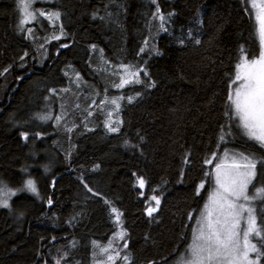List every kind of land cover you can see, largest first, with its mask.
I'll return each instance as SVG.
<instances>
[{"label":"trees","instance_id":"16d2710c","mask_svg":"<svg viewBox=\"0 0 264 264\" xmlns=\"http://www.w3.org/2000/svg\"><path fill=\"white\" fill-rule=\"evenodd\" d=\"M56 7L66 35L43 56V39L21 29L18 1L0 0V181L26 189L35 176L39 193L0 207V264H90L96 243L115 233L110 204L127 230L129 264H169L190 241L222 153L264 159L228 100L241 49L249 59L260 50L250 1L57 0ZM100 55L141 77L124 90L133 100L117 111L118 131L90 105L95 88L97 105L119 80ZM41 145L53 156L36 160ZM254 187H264L259 163ZM153 196L160 205L149 216ZM262 217L264 201L258 224Z\"/></svg>","mask_w":264,"mask_h":264},{"label":"snow or ice","instance_id":"6c2138e0","mask_svg":"<svg viewBox=\"0 0 264 264\" xmlns=\"http://www.w3.org/2000/svg\"><path fill=\"white\" fill-rule=\"evenodd\" d=\"M30 7L31 4L22 5L25 15L21 19V25L36 18V10L30 12L28 11ZM253 7H256V5L254 4ZM38 15L44 16L45 13L40 11ZM59 16V12L48 14L49 19H59ZM160 19L163 21L165 18L160 16ZM256 19L258 21L260 42L259 54L249 59L248 55L244 54V50L241 49V61L237 65L238 71L233 83L236 81L242 82L229 94L228 100L232 114L238 121L237 127L241 128L250 140L255 141L261 148H264V6L258 8ZM133 75H138V73H133ZM135 82L139 83L140 81L137 79ZM125 83H129V81L122 78L118 87H122ZM129 102H131V98H129ZM111 103L116 104L117 108L119 107L115 99ZM39 119L47 120L50 117L45 115L39 117ZM108 130L110 132L118 131V128L109 125ZM227 134L230 135L231 133ZM21 135L25 140L28 139L26 133H21ZM220 140L223 142L225 136L221 135ZM230 155L232 165L229 166L230 170L224 173L229 177L227 185L221 179L223 162L215 165L217 170L216 183L219 188H223L226 195L221 198V193L217 190L209 197L223 219L217 216L214 220L213 212L206 211L203 214L202 221L197 222L199 227L194 234L188 252L180 258L178 264H259V260L264 256V251H262L264 249V217L261 218V223L258 225L256 208L253 205L256 200L264 201V187H254L251 194L248 192V186L257 175V164L264 166V159H258L252 154H230L227 150L224 151L225 159L229 158ZM210 162V160H206V163ZM238 169H243V171H238ZM138 182L140 187L144 186L145 182L142 178ZM24 187L29 192L39 195L37 186L32 179H28ZM199 187L203 188V183ZM5 189H7V186L0 181V191ZM88 190L92 191L90 188ZM15 194V192L7 189V195ZM197 194H199V190ZM152 199L155 200L156 207L147 209L149 216L160 205V200L156 196H153ZM218 200H220L219 203H217ZM0 207L8 208V200H0ZM205 207L207 209L208 205ZM112 211L116 212V209L113 208ZM241 218L244 219L246 226L239 230ZM117 220H119V215H117ZM123 235L121 233L120 238H123ZM253 238L258 239L254 241ZM101 250L107 252L109 249L102 248ZM250 253H256L255 257L250 258ZM108 259L111 260L112 257L108 256ZM57 264H59V261H57Z\"/></svg>","mask_w":264,"mask_h":264},{"label":"rangeland","instance_id":"374dc122","mask_svg":"<svg viewBox=\"0 0 264 264\" xmlns=\"http://www.w3.org/2000/svg\"><path fill=\"white\" fill-rule=\"evenodd\" d=\"M17 1H18V5H19V9H20V15H21L20 21L22 18H24V15H25L24 11L22 10L23 4H31V7L28 9V11H30V12L33 10H36V18L31 19L29 23L21 25V29L25 33L27 38L34 39L33 38L34 35H37L38 38L43 39V42L41 44V48L44 50L41 53H43V56H46L49 48L45 47V45L48 44L52 40L63 38L66 35L64 25L61 21L60 10L57 9V7H56L57 0H17ZM249 1H250V5L252 6L251 8L253 9L255 15L257 16L258 8L260 6H264V0H249ZM254 4L256 5V7H253ZM40 11H43L45 13V15L44 16L38 15V12H40ZM55 12L60 13L59 19H54V18L49 19L48 14L49 13H55ZM29 29L31 31H28ZM100 59L104 65L105 72L119 77V80L113 86L112 90H114V92H109V93H106L104 96H102L100 101L97 103V105L95 104V101L97 99V96H99V92H97L96 88L92 92L90 89L89 92H91L90 94H91V98H92L90 100V105H92L94 107L93 111L94 110L97 111V109L100 108L99 110L102 111V113L106 115L105 116V125L107 127L110 125L113 128H118V124L120 122V115H119V113H117V111L120 110L122 101L126 100V99L129 100V98H131V100H133L132 95H125L124 90L126 88L132 86V85L136 86V85L141 84V77H140L139 73L135 70V67H133L132 65H116V66H114L109 61H105L101 55H100ZM133 73H138V75H133ZM122 78L128 80L129 83H125V84H123L122 87H118V85L121 84ZM137 79L140 81L139 83L135 82ZM241 82L242 81H237L233 87V90ZM74 83L71 86L72 91L73 90L76 91L77 88L80 87V82L75 80ZM116 91H118V93H116ZM114 99L117 101V104L119 105L118 108H117L116 104L111 103V101ZM237 123H238V121L236 120V125H237ZM240 130L243 133V135L246 136L241 128H240ZM46 147H47L46 145H41L40 147H36V150H37L36 151L37 156L35 158L36 160H41L42 158L44 159V158L51 156V155L53 156L51 149L46 148ZM226 150L230 154L231 153H244L240 150H235V149H226ZM244 154L247 155L246 153H244ZM237 160H238V158H237ZM221 162H223V167L221 168V179H222V182L225 185H227L229 182V177L224 175V173L229 171L230 170L229 166L232 165L231 155L229 156V158L225 159L224 158V152H223L222 155L220 156L217 164L221 163ZM44 166H45V162L43 161L40 165L37 166V172H40V170L42 169V168L40 169V167H44ZM34 168H35V166L32 168V171H35ZM53 168H54V165L50 164L47 167V169H45L46 174L51 173ZM233 171H235V170L233 169ZM238 171H243V169H238ZM216 173H217V170L215 167V169L213 171V188H212L211 192L208 194L207 199H206V203H205L203 209L201 210V212L199 213V215L197 217L196 225L194 227L192 236L190 238V241H189L187 247L174 260H172L169 264H178V261L180 260V258L186 255V253L189 250V246L193 242L194 234L196 233V231L199 227V224L197 222L202 221L203 214L206 211H212L213 212V219L214 220L216 219L217 216H220V218L223 219V216L220 215V212L216 208V205H214L209 199V197L212 195V193L217 191V190L220 191L221 198L226 195V193H224L223 188H219V186L216 183ZM28 174L34 176L33 172H28ZM255 178L253 179L252 183L248 186L249 194H251L254 190V189H252V186H253ZM30 179H32L36 184L35 176H34V178L30 177ZM7 189H10L11 191L15 192L16 194L10 195V196L7 195ZM7 189L0 191V200L7 199L8 203H9V207L5 208V209L10 208L11 200L15 197L21 196L23 194H28L31 196L37 195V194L29 192L27 189H22L21 187H7ZM229 199H231V198H229ZM219 202H220V200L217 201V203H219ZM240 202H242V201H240ZM259 202H260V200H256L253 202V205L256 208V216H257V205ZM206 205H208L207 209L205 207ZM150 207L155 208V206H150ZM2 208H4V207H2ZM113 208L116 209V212L112 211ZM110 210H111V213L113 214V221L115 223V228H116L115 233L112 235V237L109 239V241L106 244L103 245V244L96 243L95 249L92 252L90 264H129L131 262V256H129V251H128L127 230L124 227L123 218L121 216V213H120L118 207L113 205V204H110ZM117 215H119V220H117ZM245 216H246V213H245ZM257 224H258V219H257ZM245 226H246L245 221L243 218H241L240 223H239V230H242ZM121 233L124 234L123 238H120ZM253 239L255 241V239H258V238H253ZM102 248H108L109 250L107 252H103L101 250ZM255 255H256V253H250V258L255 257ZM108 256H111L112 259L109 260ZM125 257H127V259H125Z\"/></svg>","mask_w":264,"mask_h":264}]
</instances>
